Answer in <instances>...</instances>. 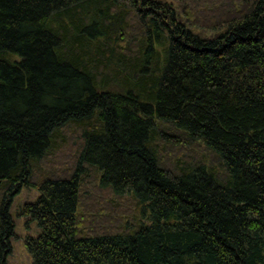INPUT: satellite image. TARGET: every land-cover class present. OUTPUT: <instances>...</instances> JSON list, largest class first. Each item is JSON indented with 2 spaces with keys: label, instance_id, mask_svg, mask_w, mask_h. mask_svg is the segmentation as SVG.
I'll list each match as a JSON object with an SVG mask.
<instances>
[{
  "label": "trees",
  "instance_id": "trees-1",
  "mask_svg": "<svg viewBox=\"0 0 264 264\" xmlns=\"http://www.w3.org/2000/svg\"><path fill=\"white\" fill-rule=\"evenodd\" d=\"M26 186L32 264H264V0H0V264Z\"/></svg>",
  "mask_w": 264,
  "mask_h": 264
},
{
  "label": "rangeland",
  "instance_id": "rangeland-1",
  "mask_svg": "<svg viewBox=\"0 0 264 264\" xmlns=\"http://www.w3.org/2000/svg\"><path fill=\"white\" fill-rule=\"evenodd\" d=\"M178 4V3H177ZM38 191L33 187H23L13 198L11 204V214L14 218L15 235L11 238V252L7 255L9 264H32V257L25 246L27 236H36L40 232L34 220H28L19 214L21 205L27 201H33L38 196ZM121 207L127 208L126 201L121 200Z\"/></svg>",
  "mask_w": 264,
  "mask_h": 264
}]
</instances>
